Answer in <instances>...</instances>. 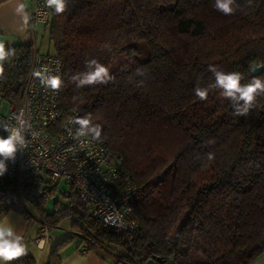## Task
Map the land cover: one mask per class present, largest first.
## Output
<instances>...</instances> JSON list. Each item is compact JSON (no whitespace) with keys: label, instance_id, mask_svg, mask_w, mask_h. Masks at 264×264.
Returning <instances> with one entry per match:
<instances>
[{"label":"trees","instance_id":"trees-1","mask_svg":"<svg viewBox=\"0 0 264 264\" xmlns=\"http://www.w3.org/2000/svg\"><path fill=\"white\" fill-rule=\"evenodd\" d=\"M214 3L68 0L64 13L53 9L40 26L63 63L59 107L65 116L90 113L103 126L122 179L137 187V226L124 230L94 218L68 180L61 190L67 203L55 200L47 211L59 184L35 171L0 177L2 187L20 195L23 210L33 204L51 228L71 218L69 239L116 263L254 264L264 254V96L248 115L236 116L219 90L206 101L193 91L214 81L209 65L241 72L242 84L264 79V70L251 72L254 63L264 66V0H235L232 15ZM11 47L0 99L19 107L38 48L36 39ZM93 58L115 80L78 89L71 77Z\"/></svg>","mask_w":264,"mask_h":264},{"label":"built area","instance_id":"built-area-1","mask_svg":"<svg viewBox=\"0 0 264 264\" xmlns=\"http://www.w3.org/2000/svg\"><path fill=\"white\" fill-rule=\"evenodd\" d=\"M52 11L44 6V0H33L30 29L45 25ZM45 68L63 81L62 60L36 49L21 105L15 107L0 99V120L17 124L15 117L23 113L22 118L27 122L26 146L17 153L14 163L8 162L7 172L0 177L20 179L26 172L35 171L52 180H68L74 184L80 200L90 208L94 218L108 226L134 229L137 223L132 217V201L137 187L132 179H122L119 166L112 159V150L105 141L81 148L79 141L72 138L68 129L74 130L71 121L77 115L65 116L59 107L60 89L43 87L39 78L33 75L34 71ZM4 103L9 105L6 112H2ZM33 132L38 135L33 136ZM0 135L7 136V133L0 129ZM21 200L20 195L0 185V215L8 208L23 210L25 205ZM50 234L51 227L42 223L35 243L46 241ZM79 248L82 252L89 251L85 243Z\"/></svg>","mask_w":264,"mask_h":264},{"label":"clouds","instance_id":"clouds-1","mask_svg":"<svg viewBox=\"0 0 264 264\" xmlns=\"http://www.w3.org/2000/svg\"><path fill=\"white\" fill-rule=\"evenodd\" d=\"M251 0H249V3ZM44 6L48 9H54L55 14H61L66 11L68 0H44ZM213 7L224 15H232L239 5L235 0H215ZM15 13L21 18V31L29 27L31 14L26 10V6L21 0H17ZM111 51V46L105 44L102 46ZM15 55V49L10 45L5 47V43L0 41V78L3 77V65ZM260 65H254L252 71L258 70ZM86 70L78 72L71 77V81L79 88L91 87L96 85H105L114 81L115 77L111 74L110 69L93 58L85 63ZM208 71L212 73L214 81L206 87H200L199 84L194 88V94L200 101H206L210 90H219L220 95L230 102L234 115L246 116L256 105L257 97L264 96V79L253 77L248 83L242 84L244 76L241 72H226L217 65H209ZM136 74L145 75L143 69L138 68ZM33 75L39 78L43 87L51 90H59L63 83L59 75H53L45 68L34 71ZM23 113L16 116L17 124H10L0 120V129H3L7 136L0 135V176L7 172L8 162H15L18 152H22L26 146L25 133L27 122L22 118ZM71 123L75 126L74 130L69 128V134L73 139L79 141L81 148L89 143H103L107 139L102 135L103 126L92 121L91 114L75 117ZM33 136L38 133L33 132ZM90 138V140L83 139ZM211 142V141H210ZM213 156L210 153L209 159ZM38 247L43 250L45 241L37 242ZM29 252L28 244L24 237L19 234L11 223H0V264H9Z\"/></svg>","mask_w":264,"mask_h":264},{"label":"crops","instance_id":"crops-1","mask_svg":"<svg viewBox=\"0 0 264 264\" xmlns=\"http://www.w3.org/2000/svg\"><path fill=\"white\" fill-rule=\"evenodd\" d=\"M21 2L31 14L33 0H21ZM16 3L17 0H0V41L4 42L6 47L20 41L35 40L38 35L37 29H30V21L26 30H20L22 21L15 13ZM0 223H11L24 237L29 248L26 256L9 264H124L116 263L114 259L101 255L93 248L82 252L79 248V238L69 239L73 235L71 218H64L51 228L50 237L45 241V248L41 250L34 239L42 225V216L33 204H28L26 211L18 208L4 210L0 215ZM67 239L69 240L66 241ZM57 247V253H54ZM254 264H264V254L258 257Z\"/></svg>","mask_w":264,"mask_h":264},{"label":"rangeland","instance_id":"rangeland-1","mask_svg":"<svg viewBox=\"0 0 264 264\" xmlns=\"http://www.w3.org/2000/svg\"><path fill=\"white\" fill-rule=\"evenodd\" d=\"M43 27L44 26H39V28L37 29L38 30V35L36 38L37 48L41 52L54 54L55 53L54 45L49 39L48 32ZM5 47H6V45H5ZM8 108H9L8 103H4V107L2 109V112H6L8 110ZM57 181L59 184L58 188L54 191V193H52L48 196V203L46 204V210L47 211H52L54 204H55V200H57L58 203H63V204L67 203L68 199L65 198L61 193L62 188L66 187L67 185L65 184L64 180L58 179ZM182 219H181V221H182Z\"/></svg>","mask_w":264,"mask_h":264},{"label":"water","instance_id":"water-1","mask_svg":"<svg viewBox=\"0 0 264 264\" xmlns=\"http://www.w3.org/2000/svg\"><path fill=\"white\" fill-rule=\"evenodd\" d=\"M254 65H260V67L258 68V70H256V71H252V67H253ZM263 70H264V66H263L262 64L254 63V64L251 66V72H252L253 75L258 74V73L262 72ZM147 264H156V263H155L154 260H150Z\"/></svg>","mask_w":264,"mask_h":264}]
</instances>
